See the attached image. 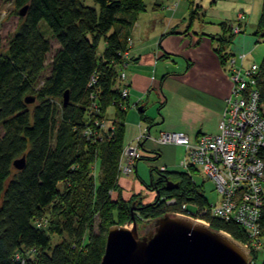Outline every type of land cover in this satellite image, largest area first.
I'll return each mask as SVG.
<instances>
[{
	"label": "trees",
	"instance_id": "obj_1",
	"mask_svg": "<svg viewBox=\"0 0 264 264\" xmlns=\"http://www.w3.org/2000/svg\"><path fill=\"white\" fill-rule=\"evenodd\" d=\"M92 1L96 7L86 6L84 0H14L19 23L5 49L0 43V264H100L112 226H125L134 216L143 224L136 220L141 233L157 218L182 214L184 203L192 211L210 203L188 172L168 170L151 171L160 176L151 185L160 196L154 203L136 207L132 199L112 200L130 108L128 98L122 97L120 74L129 57V33L147 6L145 0ZM258 28L264 30V9ZM102 40L105 50L99 54ZM227 41L230 38L223 39L222 46ZM52 42L58 47L47 63ZM257 89L264 105V59ZM27 98L35 101L27 104ZM93 104L100 114L92 111ZM112 107L113 137L88 141L86 129L105 119ZM144 110L142 120L153 125ZM21 158L25 166L16 170L14 162ZM97 164L100 176L92 172ZM167 181L178 188L167 189ZM170 198L175 205H167ZM202 218L211 228L248 244L239 224ZM44 221L45 227H38ZM259 224L261 249L251 250L253 264L263 246L264 205ZM52 237L58 240L54 246Z\"/></svg>",
	"mask_w": 264,
	"mask_h": 264
},
{
	"label": "crops",
	"instance_id": "obj_2",
	"mask_svg": "<svg viewBox=\"0 0 264 264\" xmlns=\"http://www.w3.org/2000/svg\"><path fill=\"white\" fill-rule=\"evenodd\" d=\"M145 2L147 10L138 16L129 33V57L123 67L130 106L125 144L135 142L140 135L146 136L143 142L147 141L156 125H160L158 134L183 132L192 141L201 135L218 134L232 89L229 58L245 53V67L256 63V58L264 59V54L254 55L258 38L264 40V30L259 32L258 28L264 0ZM193 11L197 15L191 18ZM235 27L240 28V34L232 35ZM229 38L230 42L222 46V40ZM157 104L162 119L147 113L149 105ZM142 108L153 125L142 120ZM135 110L137 116H133ZM142 124L149 126L147 131ZM262 243L260 254L264 258V237Z\"/></svg>",
	"mask_w": 264,
	"mask_h": 264
},
{
	"label": "built area",
	"instance_id": "obj_3",
	"mask_svg": "<svg viewBox=\"0 0 264 264\" xmlns=\"http://www.w3.org/2000/svg\"><path fill=\"white\" fill-rule=\"evenodd\" d=\"M234 35L240 34L239 27L232 29ZM129 44L131 40L129 39ZM127 55V54H126ZM245 53L229 58L232 89L226 100V108L219 123L216 135H201L192 141L183 132L162 131L153 142L159 146H177L185 148V158L180 167L188 173L199 168L213 182L219 194L217 203L210 202L204 209L189 210V204L181 205L182 214L197 221L204 215L224 222H234L245 228L250 251L261 249L260 219L264 205V105L260 101L257 89V76L260 64L252 63L245 67ZM123 84L122 97H129L126 74L121 72ZM92 111L100 114L96 104ZM104 119L92 122L84 135L88 141H102L101 131L107 132L106 137L114 135V127L106 126ZM146 137L140 135L133 143L125 144L119 162L120 174L127 176L135 172L138 162L142 159L141 144ZM150 139L151 137H147ZM160 171H167L161 167ZM165 200V199H164ZM168 206L176 204L174 198L166 199ZM47 221L37 223L45 227ZM24 264V263H23Z\"/></svg>",
	"mask_w": 264,
	"mask_h": 264
},
{
	"label": "water",
	"instance_id": "obj_4",
	"mask_svg": "<svg viewBox=\"0 0 264 264\" xmlns=\"http://www.w3.org/2000/svg\"><path fill=\"white\" fill-rule=\"evenodd\" d=\"M27 7L20 11L25 16ZM35 101L27 98L26 103ZM69 101L64 96V105ZM142 111V109H140ZM25 158L14 162L17 170ZM169 190L177 189L172 181ZM158 200L160 199L157 191ZM134 212V209H131ZM100 264H253L251 251L224 231L184 215L167 214L150 222L140 233L132 216L125 226H112Z\"/></svg>",
	"mask_w": 264,
	"mask_h": 264
},
{
	"label": "rangeland",
	"instance_id": "obj_5",
	"mask_svg": "<svg viewBox=\"0 0 264 264\" xmlns=\"http://www.w3.org/2000/svg\"><path fill=\"white\" fill-rule=\"evenodd\" d=\"M84 4L86 6L90 7H96L94 2L92 0H84ZM16 7L14 0H0V43L1 48L5 49L9 40V37L14 33L16 30L18 23H19V17L16 13ZM45 25V24H44ZM46 27V26H44ZM259 43L258 48L255 49L254 55L255 57L259 54H264V40H261V38H258ZM52 52L47 56V63H49L52 55L57 50L58 45L56 42H52ZM105 50V42L102 40L99 46V54H101ZM254 57V58H255ZM261 58L254 59V62L261 63ZM48 70L45 71L44 75H47ZM31 104V103H30ZM159 105H149V109L147 111L151 114L155 115L159 119L162 117L158 113ZM133 111V110H131ZM130 111V112H131ZM162 112V111H161ZM146 114V113H145ZM115 115V109L109 108L107 112V116L104 119L106 122L105 127L113 126V119ZM138 115V112L135 110L133 112V116ZM148 116V114H147ZM149 126L142 124L143 131H147ZM160 128V125L153 126V128L150 131V134H148V137L151 138L147 141L143 142L141 144V151H142V158L138 162L137 170L132 175L127 176L123 173H121L118 177L117 181V191L112 194V200H119L121 198L123 201L128 202L132 199L133 204H136V207H140L141 204L143 206L152 204L155 202L157 198V191L151 190V185L153 183H156L159 180V173L157 171H154L151 174L152 170H159L162 166L168 167L169 172H175V173H184L187 172L183 168L180 167V163L185 158V148H175L177 146H159L153 142V138H156L158 136V129ZM102 136H106L107 132L101 131ZM3 136V130L0 127V139ZM146 137V136H145ZM145 144V145H144ZM158 150H162V157L157 159ZM17 170V169H16ZM93 174L96 176H100V164L95 165L92 168ZM192 176L193 181L200 187V189L203 191L205 197L212 203H217L219 201V194L217 193L215 189V185L211 180H209L202 172L201 169L196 168L195 171H192L189 173ZM135 197V198H134ZM190 210H193V208L190 206ZM139 216V212H137ZM138 222H140V219H136ZM127 223L120 222V224ZM140 225L143 224L140 222ZM98 226H99V219L96 218L94 222V233H98ZM57 237H52V245L54 246L57 244ZM264 261V258L262 254H259V258L257 260V264H262Z\"/></svg>",
	"mask_w": 264,
	"mask_h": 264
}]
</instances>
